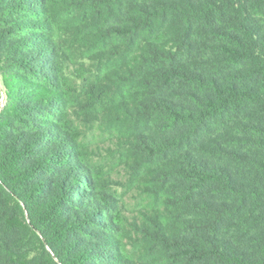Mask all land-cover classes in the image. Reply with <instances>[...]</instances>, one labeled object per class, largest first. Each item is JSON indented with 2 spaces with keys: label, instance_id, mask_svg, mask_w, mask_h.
I'll use <instances>...</instances> for the list:
<instances>
[{
  "label": "trees",
  "instance_id": "trees-1",
  "mask_svg": "<svg viewBox=\"0 0 264 264\" xmlns=\"http://www.w3.org/2000/svg\"><path fill=\"white\" fill-rule=\"evenodd\" d=\"M0 264H264V0H0Z\"/></svg>",
  "mask_w": 264,
  "mask_h": 264
},
{
  "label": "built area",
  "instance_id": "built-area-1",
  "mask_svg": "<svg viewBox=\"0 0 264 264\" xmlns=\"http://www.w3.org/2000/svg\"><path fill=\"white\" fill-rule=\"evenodd\" d=\"M4 106V98H2L1 99V101H0V110H1V108Z\"/></svg>",
  "mask_w": 264,
  "mask_h": 264
},
{
  "label": "rangeland",
  "instance_id": "rangeland-1",
  "mask_svg": "<svg viewBox=\"0 0 264 264\" xmlns=\"http://www.w3.org/2000/svg\"><path fill=\"white\" fill-rule=\"evenodd\" d=\"M2 89V81L0 80V90Z\"/></svg>",
  "mask_w": 264,
  "mask_h": 264
}]
</instances>
